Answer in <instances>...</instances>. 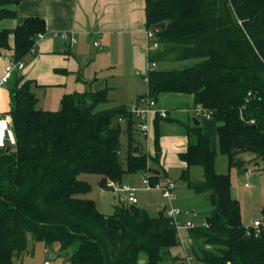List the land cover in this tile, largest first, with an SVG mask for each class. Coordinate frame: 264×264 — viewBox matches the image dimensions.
<instances>
[{
  "label": "trees",
  "instance_id": "obj_1",
  "mask_svg": "<svg viewBox=\"0 0 264 264\" xmlns=\"http://www.w3.org/2000/svg\"><path fill=\"white\" fill-rule=\"evenodd\" d=\"M21 1L0 0V22L15 19L8 6ZM162 22L165 27L157 29ZM145 29H156L159 44L148 63L196 62L181 69L149 70V98L187 94L195 107L210 113L198 126H184L189 143L178 155L186 164L179 180L206 194L212 206L203 219L208 226L187 231L188 255L199 264H264V222L258 232L241 224L230 175L214 169L217 152L240 173L249 163L264 167V0H145ZM44 32L39 17L0 29V56L12 51V59L22 61ZM32 83L15 76L9 89L16 143L0 149V264H15L29 239L47 249L57 246L66 264L181 261L171 256L180 240L164 211L150 216L135 204L120 203L107 215L81 197L92 190L84 175L98 176L103 190H110L108 181L122 183L124 174H148L151 185L158 183L163 170L158 167L157 175L148 164L158 163V123L163 118L155 114L151 157L135 138L136 122L128 108L97 110L107 101L106 90L66 94L60 109L49 111L35 108ZM121 122L128 134L124 166ZM194 166L203 168L204 180L189 179Z\"/></svg>",
  "mask_w": 264,
  "mask_h": 264
},
{
  "label": "crops",
  "instance_id": "obj_2",
  "mask_svg": "<svg viewBox=\"0 0 264 264\" xmlns=\"http://www.w3.org/2000/svg\"><path fill=\"white\" fill-rule=\"evenodd\" d=\"M8 8L16 12V18L1 21L0 29H12L19 25L25 18L39 17L45 22V32L43 33V38L34 43L31 52L22 59V62H24L23 69L13 72L10 76L12 85H9V81L5 85H0V114H8L10 110L11 98L9 89L14 85L15 76L22 77L23 81H33L32 85L35 87L55 88V90L59 92L57 97L61 100L64 95L73 93L64 92L66 84L68 83V74L73 72V66L70 61L71 55L74 56V54L76 55L80 52H84L86 46H94L102 47L110 54H118L123 50L125 57L131 59L133 53L140 49V44L143 45L144 43L145 46V0H23L18 5L8 6ZM62 33L70 34L74 39V43H71L69 40H64L61 37ZM10 44L12 46V39ZM12 58V51L5 52L0 56V79L5 74V67ZM195 63L194 61L160 62L155 64L154 69H181L192 66ZM157 64L159 69H157ZM175 64L177 65L175 66ZM161 65L165 67L161 68ZM89 68L90 65H84L83 69L82 64L78 63V66L75 68L76 70H74V72L77 71L79 73L75 79L76 83L85 86L91 83L90 81L96 77V72L94 71L93 75L92 70L89 74L85 75L83 73L84 70ZM18 73L20 74L18 75ZM91 75L92 78H90ZM159 96L160 99L158 98ZM158 97L155 112L165 111L167 114V117L158 123L159 131H161V135L165 134V129H168L171 133L170 136L163 135L159 138L160 152L157 167L163 170V179L167 180L170 179L166 172L168 158L172 157L174 160L179 153L186 150L189 143V138L186 135L184 126L193 123V119L199 122L202 117L196 113L199 107L194 106L193 97L191 95L160 93ZM171 97L174 100L171 99ZM138 101L135 105L138 104ZM145 101L146 98H144L143 102L140 100V103L142 104ZM175 101L176 103L174 104L173 102ZM39 102L40 99L36 101V103ZM178 105L182 106L179 107ZM170 108L173 109V116L170 114ZM155 112L147 114L145 119L147 132L145 135L141 134L144 138L142 141L143 143L141 142V147L143 151L151 157L155 155ZM146 137L147 141L145 139ZM178 163L182 172V170L186 168V164L181 160ZM148 165L152 167L150 162ZM153 169L156 170V168ZM84 176L85 177L82 176L81 178L92 185V190L81 197L84 199H91L99 212L109 215L119 202H126L123 198L120 199L121 197L117 198V200H113L117 201L116 203L112 202L109 199L111 195L116 198L118 194L116 195L110 190L100 189L98 186V176L92 179L95 180L94 183H91L87 175ZM93 186L98 189L97 198L91 196ZM118 199L120 201H118ZM137 204L138 201L135 205ZM139 207L146 210L150 216H152L151 213H155L156 216L159 211H165V208L162 210L156 208L155 212H151V210L147 208ZM179 235L180 244L179 246L171 248L170 253L172 257L181 259L179 264H183L185 257L188 256L190 240L187 231H184L182 234L179 233ZM183 241H186L187 245L183 247L185 250L184 252L180 249V246L183 245ZM52 248L54 251L51 252L50 258L53 256V259H58L60 263L61 258L57 257L58 247L53 246ZM45 250L49 253V249L44 246V252Z\"/></svg>",
  "mask_w": 264,
  "mask_h": 264
},
{
  "label": "rangeland",
  "instance_id": "obj_3",
  "mask_svg": "<svg viewBox=\"0 0 264 264\" xmlns=\"http://www.w3.org/2000/svg\"><path fill=\"white\" fill-rule=\"evenodd\" d=\"M39 35V34H38ZM43 35V34H42ZM37 37V36H36ZM36 39V38H35ZM86 56V57H84ZM71 64L73 66V72L68 74V83L64 89V92H81V91H98L106 89L107 101L101 103L97 110L112 108L116 106H124L128 109L134 106L138 99L144 97L149 99L147 94L148 85L146 83L148 71L151 70V65L147 61V53L145 51L144 43L140 44V49L133 53L131 59L125 57L123 50L118 54H110L106 49L102 47H88L86 46L84 52L79 54H74L70 56ZM24 63V62H23ZM78 63L84 65H90V70L86 69L83 73L89 74L92 70L95 78L88 83L87 86L76 83L75 79L79 73L74 70L78 66ZM174 65V63H173ZM177 64H175L176 66ZM182 65V64H178ZM165 67L161 65V68ZM157 69L159 66L157 64ZM20 73H18L19 75ZM92 75L90 78H92ZM87 77V76H86ZM89 78V77H88ZM12 79L9 80V85H12ZM30 90L34 94V98L37 101L40 99L39 103H35L36 109H43L49 111L59 110L61 107L60 99H58L57 90L55 88H45L42 86L35 87L31 86ZM158 97V96H157ZM160 99V96L158 97ZM171 99H173L171 97ZM174 100V99H173ZM157 101V98L155 102ZM172 101V100H171ZM174 104L176 103L173 102ZM141 104V103H138ZM179 107L182 105H178ZM171 116L174 115L173 109H169ZM166 122V121H162ZM161 125V124H160ZM165 134L160 136H170V131L165 129ZM120 160L122 165H125L126 153L128 150V134L125 131L124 123H120ZM135 138L140 142L144 140L143 136L138 133L135 135ZM147 141V137L145 138ZM143 143V142H142ZM176 156V155H175ZM177 158V159H176ZM180 162L178 155L173 158H168L166 172L170 179L168 181H176V188L173 190V199L168 200L163 198L161 193L157 190H146L143 186V173L136 174H124L122 182L128 184L129 187L136 189V198L138 201L137 206L147 208L151 212H155V209H179L183 213H187L184 216V220H189L194 223H200L206 216H208L212 210V206L208 200V196L203 193H195L194 191L188 189L185 184L179 180L180 176ZM252 162V160H251ZM150 165L153 168L158 169L157 164L151 163ZM246 170L244 173H240L239 170L235 167L229 168L227 157L222 155L220 152H217L214 161V169L216 173L219 174H229L231 180V196L236 199L240 207V220L241 224L244 227H249L254 220H259L264 222V215H262V210L264 211V167L261 165L253 166L250 163L247 164ZM204 170L202 167L194 166L189 169L188 176L189 179L193 181H202L204 180ZM164 176V175H163ZM85 177V176H83ZM95 175H87V178L91 180V183H94ZM163 180V181H162ZM166 179L161 178L159 182L167 181ZM111 190V189H110ZM112 193L116 194L111 190ZM97 187L93 186V192L91 196L97 198L98 196ZM117 195V194H116ZM115 197V196H114ZM109 198L112 202H117L120 198L117 195L116 198ZM122 199V198H120ZM118 201H120L118 199ZM123 204L129 206L128 202H119L118 205ZM164 206V207H161ZM152 216H155V213H151ZM184 231H180L182 234ZM186 247V241H183V245L180 246L182 252L185 250L183 247ZM54 249L49 248V253L45 250L44 245L41 242H36L32 239H29L27 251L19 258L18 261H14L15 264H44L49 262V264H59L58 259H51L50 255ZM59 255V254H58ZM61 258V263L66 264V256L63 254L59 255ZM64 259V260H63ZM183 260V259H182ZM196 262V261H195ZM175 264H179V261ZM185 259H184V263Z\"/></svg>",
  "mask_w": 264,
  "mask_h": 264
},
{
  "label": "built area",
  "instance_id": "obj_4",
  "mask_svg": "<svg viewBox=\"0 0 264 264\" xmlns=\"http://www.w3.org/2000/svg\"><path fill=\"white\" fill-rule=\"evenodd\" d=\"M158 29V28H157ZM61 37L64 40H69L71 43H74V39L68 33H62ZM43 38L42 34L37 35L35 39V43L38 40ZM145 39V51L147 55L152 52H155L159 49V44L157 43L156 37V29L145 30L144 32ZM151 69L155 68V63H150ZM24 67V63L22 61H14L13 59L9 61V64L5 67V74L0 79V85H5L8 83L10 76L15 71H21ZM156 102L153 99H147L142 104H137L132 106L129 110L133 115L134 120L136 122V130L138 133L145 135L147 132V125L145 123V119L148 113L155 112ZM158 113L161 118H166L167 114L165 111H156L155 114ZM196 113L200 115L202 118L209 119L210 113L202 110L200 107L196 110ZM15 136L13 133L12 126V118L9 114H0V149H8L9 147L15 146ZM149 175L145 174L144 179L142 181L143 186L146 190H157L161 193L163 198L172 200L173 199V190L176 188L174 181H164L158 182L154 185H151L148 179ZM107 186L109 189L118 194L121 198L126 200L129 204H136V189L129 187L124 183H117L113 181H108ZM165 215L169 217L175 225V229L177 232V236L180 238V231H188L190 229H194L196 227H207L208 224L206 221H201L200 223H194L189 220H184V216L187 213H183L179 209L170 208L168 210L165 209ZM263 226V222L259 220H254L253 223L248 227L256 230L260 229ZM249 232H247L248 234ZM185 263L187 264H199L195 262L192 256L188 255L185 257ZM44 264H49V262H45ZM59 264H62L61 262Z\"/></svg>",
  "mask_w": 264,
  "mask_h": 264
},
{
  "label": "water",
  "instance_id": "obj_5",
  "mask_svg": "<svg viewBox=\"0 0 264 264\" xmlns=\"http://www.w3.org/2000/svg\"><path fill=\"white\" fill-rule=\"evenodd\" d=\"M164 27H165V23L164 22L159 23V24L156 25V28H164ZM143 101H144V98H141V102H143ZM193 123H194L195 126L199 125V122L197 120H195V119H193ZM137 151H138V148H135V152H137ZM153 173H156L157 175L160 174V172L158 170H153ZM261 213H262V215H264V211L263 210H262ZM53 258L54 257L52 256L51 259H53ZM143 263H144L143 260L139 261V264H143Z\"/></svg>",
  "mask_w": 264,
  "mask_h": 264
}]
</instances>
